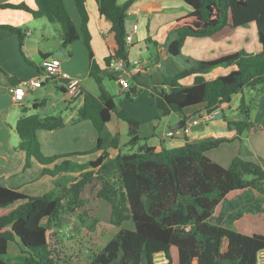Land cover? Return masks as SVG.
<instances>
[{
	"label": "trees",
	"instance_id": "trees-1",
	"mask_svg": "<svg viewBox=\"0 0 264 264\" xmlns=\"http://www.w3.org/2000/svg\"><path fill=\"white\" fill-rule=\"evenodd\" d=\"M75 1L82 19L80 31L64 0H35L37 10L33 13L36 18L44 17L60 25L65 47L79 39L80 33L83 36L91 60L90 73L100 85L101 102L94 105L87 100L79 109V118L90 119L97 128L99 137L92 152L98 155L86 163L65 158L71 154L46 156L41 150L38 132L63 127V117L32 114L20 118L16 130L19 147L27 156L25 167L35 158L44 166V174L61 177L54 180L53 189L40 196H29L17 188L0 185V212H3L0 264H15L4 257L9 253L11 242H17L22 249L21 264H173L174 261L194 264V260L197 264H255L258 252L264 249V234L248 235L213 224L210 218L233 190L252 188L264 193V164L244 158L242 152L228 167L212 160L207 152L230 141L224 137L187 142L159 151L149 146L139 136L140 121L118 109L114 97L102 87L100 66L91 46L86 0ZM96 1L100 14L111 22L116 43L105 61L108 64L114 58L128 61L125 20L131 2ZM239 1L184 0L191 10L169 29L165 56L160 55L157 41L147 39L156 48L157 61L171 57L182 64L180 68L162 70V80L149 91L155 98L158 118L198 104L210 108L228 104L235 94L247 89L261 86L264 90V41L262 50L256 53L240 49L201 60L182 53L189 36L218 39L252 22L264 37V0H241L246 5ZM5 7L29 11L26 4L7 3ZM0 27L17 35L22 45L25 37L22 29L10 25ZM218 67L232 69L215 79L205 78V74ZM188 77H194L190 85L182 82ZM237 111L242 118L227 123L235 130L237 139L242 140L245 130L254 126L244 96ZM112 112L129 125L126 146L121 145L119 135L106 130ZM123 147L138 148L127 152ZM111 149L117 150L113 156ZM67 175L71 179L63 183L61 179ZM88 190L110 204V222L118 231L98 250L89 245L90 240L77 238L76 251L74 244H68L74 238L64 240L60 231L68 214L86 212L84 195ZM129 222L132 227L127 226ZM225 242L227 246L223 249ZM159 254L167 262H158Z\"/></svg>",
	"mask_w": 264,
	"mask_h": 264
},
{
	"label": "crops",
	"instance_id": "crops-1",
	"mask_svg": "<svg viewBox=\"0 0 264 264\" xmlns=\"http://www.w3.org/2000/svg\"><path fill=\"white\" fill-rule=\"evenodd\" d=\"M127 1L131 2L125 20L127 33L133 32V25L138 24L133 41L128 46L127 67L122 70L129 78L128 91L119 83L111 64L105 61L116 47L111 22L100 14L96 0H86V8L89 13L88 28L92 37L94 59L100 66L101 85L114 97L118 109L125 110L140 121L139 136L145 138V142L158 151L164 147L183 146L187 142L224 137L230 141L207 152L212 160L228 167L234 157L241 153L242 143L245 144V151L241 153L244 158L252 160L250 158L255 157L264 164V95L259 97L254 115L250 114L254 126L245 130L241 135L242 140L237 139L235 130L229 128L227 122L242 118L236 113L247 90L235 94L231 103L221 104L223 108L216 113L217 107L210 108L206 104H198L181 112H173L167 117H157L156 101L149 91L162 80V77H154V69L144 62L141 54L143 50H147V39L152 38L159 43L157 49L160 55L165 56L169 29L188 11L181 10L170 14L165 12L172 10L173 3L180 0H119V3ZM64 2L80 31L82 19L76 1ZM7 3L26 4L29 11L5 7ZM36 10L35 0H0V26L10 25L25 32L23 43L20 45L17 35L0 27V185L17 188L29 196L47 193L53 189L54 180L61 175L53 177L44 174L42 172L44 166L35 158L31 159L29 167H25L27 156L19 147L20 138L16 130L20 118L32 114L41 117L62 116L65 121L63 127L54 130L42 129L38 132L42 152L46 156L71 154L65 158L77 163H86L98 155L92 151L97 144L99 132L90 119L79 118V109L87 100L94 105L101 102L100 85L90 73L91 60L82 34L80 33V38L68 47L63 46L59 27L47 18H36L33 13ZM248 30L254 36L251 44L255 48L249 51L254 53L261 51L262 42L257 28L245 30L242 26L218 39L209 36H189L182 51L198 60L217 58L246 46L248 42L246 40L250 39L245 33ZM242 40L245 44L238 45ZM234 41L236 49H233ZM47 58H59L64 74L54 79L42 76L43 62ZM166 59L168 61L174 58H163ZM136 60L140 62L138 66L135 64ZM181 66L179 64L178 68ZM231 69L215 68L205 74V78L215 79L219 75L229 73ZM37 77L41 78L39 86L29 89L23 102H15L11 88L23 80ZM71 78H78L81 81L83 93L79 97L70 98L67 94L66 89ZM193 81L194 77L182 80L187 85ZM248 91L251 94L253 90ZM196 118L200 119V122L188 133L184 132L182 128L186 123ZM178 125L181 127L174 128ZM106 130L112 135H119L121 145L126 146L129 141V125L115 112H112L111 118L107 121ZM170 130H175L173 137H167ZM123 148L129 152L135 151L138 147ZM110 153L113 156L117 150L111 149ZM49 168H53V165ZM2 214L3 212H0V216ZM210 221L248 235L264 234V193L252 188L231 191L216 207ZM12 243L14 242L10 243L9 252Z\"/></svg>",
	"mask_w": 264,
	"mask_h": 264
},
{
	"label": "rangeland",
	"instance_id": "rangeland-1",
	"mask_svg": "<svg viewBox=\"0 0 264 264\" xmlns=\"http://www.w3.org/2000/svg\"><path fill=\"white\" fill-rule=\"evenodd\" d=\"M173 9L172 10H167L165 11L167 14L170 13H175L176 11L180 12L181 10H186V11H190L191 7L189 5H187L184 0H180L177 2L173 3ZM45 20V19H44ZM57 27H59L60 29V25L59 24H55ZM244 27V29L246 30L247 28H253L256 29V24H254V22L246 25V26H242ZM251 30V29H250ZM248 30L245 31L246 35L249 36V40L246 43V46H243L241 49L246 50L247 52L250 53L249 50L251 49H255L253 47L252 40L254 39V36L252 35V32ZM246 39V37H245ZM243 40L241 42L238 43V45H242ZM142 44H144V41L142 42ZM245 44V43H243ZM141 46V43H140ZM233 49H236L235 47V41L233 42ZM182 53L184 55L187 56H191L186 52ZM142 59L144 60L145 63H147V65L151 66L152 69H154V77H159L161 78V72L162 70L165 69H169V68H178L179 64H181V61L177 58H174L172 60H168V61H161L160 63H157V57H156V48L155 46H153V44L151 43H147V50H143L142 54H141ZM192 57V56H191ZM195 58V57H193ZM162 63V64H161ZM182 65V64H181ZM162 67V68H161ZM148 85L150 86L151 83H148ZM147 85V86H148ZM251 89H247V91L245 92V98H246V102L247 104L250 106V113L251 115L256 111V109L258 108V103H259V97L261 95H264V90L261 89V86L258 87L257 89H252L253 91L251 92V94H249V91ZM236 114H240L239 112ZM254 115V114H253ZM240 150L242 153H244L245 151V144L240 145ZM132 151V150H130ZM248 156V155H246ZM250 159H252L253 161H257V158L255 157H251ZM71 177L70 175H67L66 177H63L61 180L62 182H66L69 183ZM85 198H87V206H86V212L82 213V212H78V213H71L67 215V220L65 221V225L62 229L61 234L64 235V240H67L68 237L69 238H74L73 242H69V245H73L74 243H76V239H83L86 238L90 241L89 245L95 249L98 250L100 248H102L118 231V228L116 226H114L113 224H111L110 222V212H111V207L110 204L107 203L104 200H101L99 198L96 197L94 192H90V190H88L86 192V194L84 195ZM215 220V219H214ZM128 227H132V223L129 222L127 223ZM87 241V240H86ZM75 248L76 251L77 246L76 244ZM226 248V242L224 243L223 249ZM75 251V249H74ZM84 251V256H86L85 250ZM88 253H91L88 251ZM20 255H22V249L20 248L19 244L17 242L12 243L11 245V249L10 252L5 255V259L12 261L15 264H21V257ZM84 259V258H83ZM156 260L158 262H167V260L165 259V257L162 254H159L156 256ZM173 264H177V262L174 261ZM194 264H197V261L194 260Z\"/></svg>",
	"mask_w": 264,
	"mask_h": 264
},
{
	"label": "built area",
	"instance_id": "built-area-1",
	"mask_svg": "<svg viewBox=\"0 0 264 264\" xmlns=\"http://www.w3.org/2000/svg\"><path fill=\"white\" fill-rule=\"evenodd\" d=\"M138 29V24L133 25V32L127 33L126 35V42L127 45L133 41L134 32ZM111 66L113 67L117 79L121 86L125 89L129 88V78L127 77L126 73H123L122 70H124L127 67V62L123 58H114L110 62ZM135 64L138 66L140 62L138 60L135 61ZM62 62L59 58H47L43 62V72H41L42 76H45L46 78H53V77H59L63 75L64 73L61 70ZM41 83V78H31L27 80H23L20 82L19 85L11 88L12 98L15 102L21 103L23 102L25 96L27 95V92L29 89H34ZM67 94L70 98H76L82 95L83 89L80 79L78 78H71L68 85H67ZM223 107L222 105L217 106L216 112H219ZM200 122V119H192L189 122L186 123V125L182 128L184 132L188 133L191 131L192 127ZM175 135V130H170L167 133V137H173ZM255 264H264V249L260 250L257 254V261Z\"/></svg>",
	"mask_w": 264,
	"mask_h": 264
},
{
	"label": "water",
	"instance_id": "water-1",
	"mask_svg": "<svg viewBox=\"0 0 264 264\" xmlns=\"http://www.w3.org/2000/svg\"><path fill=\"white\" fill-rule=\"evenodd\" d=\"M238 3L246 5V3H245V2H243V1H241V0H240ZM260 40H261V42H262V41H264V37H263V35H262V34H260ZM180 127H181V126H180V125H178V126H176V127H174V128H176V129H177V128H180Z\"/></svg>",
	"mask_w": 264,
	"mask_h": 264
}]
</instances>
